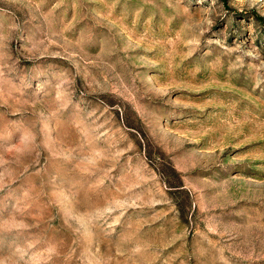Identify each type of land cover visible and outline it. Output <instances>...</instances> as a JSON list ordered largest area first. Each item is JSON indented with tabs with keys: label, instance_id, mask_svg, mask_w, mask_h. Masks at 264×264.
Here are the masks:
<instances>
[{
	"label": "rangeland",
	"instance_id": "rangeland-1",
	"mask_svg": "<svg viewBox=\"0 0 264 264\" xmlns=\"http://www.w3.org/2000/svg\"><path fill=\"white\" fill-rule=\"evenodd\" d=\"M0 264H264V0H0Z\"/></svg>",
	"mask_w": 264,
	"mask_h": 264
}]
</instances>
